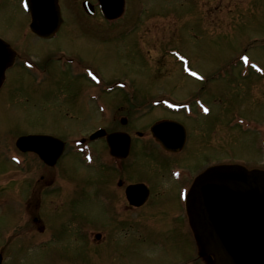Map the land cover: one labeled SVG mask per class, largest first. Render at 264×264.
Segmentation results:
<instances>
[{
  "label": "rangeland",
  "instance_id": "374dc122",
  "mask_svg": "<svg viewBox=\"0 0 264 264\" xmlns=\"http://www.w3.org/2000/svg\"><path fill=\"white\" fill-rule=\"evenodd\" d=\"M2 1L0 0V30H6L7 26L10 30L19 28L21 25L17 23L19 11L12 6L7 8ZM80 1L62 0L63 16L66 20L64 25L67 27L54 39L35 40L36 44L31 48V53L37 59L39 58L37 61L40 60V55L45 49L54 50L55 55L74 56L81 62L79 66H89L100 74L102 80L123 79L131 85V89L136 91L139 98L155 95L184 100L197 93L210 107L211 112L208 117L199 120L200 124L194 121L187 124L190 146L182 156H179V163L194 173L204 165L205 159L210 157L212 160L219 157L221 160L233 159L228 161L242 159L247 164L264 168L258 140L259 136L264 135V129L262 130L264 126V45L257 47L254 51H248L249 59L254 57L259 62L260 74L250 72L235 81L230 78V80H210L204 83L195 82L182 74V68L179 64H175L173 56L166 52V50H174L185 59L189 69L203 75L210 74L226 58L234 55V51L239 50L236 47L252 35L264 38V0H249L251 2L249 13L242 12L244 8L242 3H246V0H129L127 16H125L128 27L132 25L130 20L136 14V9L142 6L145 8L143 16L146 17H144L146 27L135 30V34L131 37L132 43H129L131 50L129 53L126 52L127 55H125V49H121V45H114V54L111 48L94 50L100 46L95 42L93 34L76 27L85 25L87 22L90 25L95 24L93 19L82 21L79 11ZM6 10L10 14L8 17H4L1 12ZM144 28L147 30L145 33H143ZM135 38H137L136 41ZM138 44L143 47L142 52L140 48H137ZM160 52L164 54V57ZM51 62L57 63V61ZM47 76L54 77V80L47 81L45 88L49 85L56 88V83H61L57 70L55 75L49 73ZM234 76L238 77V74ZM23 84L29 85V80L24 81ZM216 97L220 99L219 104L214 100ZM156 98L153 97V99ZM37 108L33 101L32 103L24 101L23 98L9 103L6 101L0 106V114L3 115L0 123L3 121L6 124L0 126V155L3 151H10L12 146L9 140H13L15 133L46 131L45 120L40 119L38 114V110L40 112L42 110ZM63 108L60 111L63 114L50 113V120L69 124L63 130L68 136L74 128H79L82 135L93 126L116 125L113 121L104 122L106 117H102L105 114L103 110L96 111L93 108L90 109V106L82 110L81 107L76 108L70 104L63 105ZM159 111L161 112L160 109ZM159 111L155 114L147 112L140 118V126L153 120L159 115ZM77 113H80V117ZM115 114L119 117L123 114V110ZM161 115H163L162 112ZM236 115L252 123L256 128L244 129L241 125L228 124L230 118ZM134 125L137 127L139 122ZM57 126H50L49 130L58 131ZM195 128H198V131H195ZM206 142L211 143L208 151H206ZM212 142L220 145L213 146ZM231 151L236 159L224 157L231 155L229 154ZM26 161L28 160L23 159L22 164ZM72 161L75 166L72 177L77 181L78 174L74 172L81 171L84 166L82 164L78 166L75 156H72ZM145 162H150L149 158H146L145 154L142 155L140 147L136 145L132 167L142 170L141 174L150 176L152 180L155 170L152 166L146 168ZM6 166H2L0 161V181L5 179V176L1 174L9 175L14 171L16 176L12 175V177L20 179L19 188L23 189L26 196L23 184L28 180V176L15 170L9 163ZM40 167L41 165L38 166L35 163L32 170L37 180L41 174L48 175ZM65 167L61 165L57 169H65ZM160 172L163 178L168 176L166 169ZM83 174L89 175L85 169ZM7 178L10 179V176ZM44 180L41 178L40 181ZM89 189L90 187L86 186V190ZM7 190L11 191L10 186ZM41 200L43 204L40 203V205L43 210L41 216L40 210L38 211L37 217L40 219V225L47 226L48 223L53 233L51 238L45 235L46 230L41 233L35 228L32 214L38 209L34 208L37 203L33 202V198L24 209L19 203L13 201L0 206V250L3 254V264H186L194 257V247L186 238H164L158 235L159 227L157 226L152 229L154 237L148 240H140L133 230H128L126 235L120 238L114 236L111 242H107L106 251L95 252L85 239L71 238V232L66 229L64 212L70 211L71 208L62 206L54 208V205L48 207L44 197ZM88 211L85 215L90 217L93 206L89 207ZM95 211L99 213L100 209L95 208ZM162 212L163 209H159V223H162V220L166 221V214ZM89 213H91L90 216ZM85 220H90L85 225H92L91 219L85 217ZM88 233L89 231L86 235ZM88 242L92 243L91 239ZM192 264H195V261Z\"/></svg>",
  "mask_w": 264,
  "mask_h": 264
},
{
  "label": "water",
  "instance_id": "95a60500",
  "mask_svg": "<svg viewBox=\"0 0 264 264\" xmlns=\"http://www.w3.org/2000/svg\"><path fill=\"white\" fill-rule=\"evenodd\" d=\"M54 1L37 0L34 25L40 34L50 33L59 22ZM49 143L35 136L18 141L25 149L38 151L47 162L51 160L46 149ZM190 200L188 212L200 253L205 258L216 254L211 264H264V170L239 165L211 167L197 178ZM242 214L248 219L237 220ZM211 225H218L223 235L212 234Z\"/></svg>",
  "mask_w": 264,
  "mask_h": 264
},
{
  "label": "flooded vegetation",
  "instance_id": "af4514ba",
  "mask_svg": "<svg viewBox=\"0 0 264 264\" xmlns=\"http://www.w3.org/2000/svg\"><path fill=\"white\" fill-rule=\"evenodd\" d=\"M0 33L7 37L6 31L3 32L2 30H0ZM128 132L131 134L130 131ZM144 138L145 137H142V136L139 137V139L141 140ZM163 160H164L163 158H160V162L163 163ZM124 162H129L131 165V159L125 160ZM155 175H156L155 179H156L157 185L154 189L149 188V193L147 195L146 201L141 207L148 206L151 208L152 211L156 210V212H158L159 203L163 202L162 197L164 198V200L166 198V201H169L172 190L166 183V187L163 188V185H161V190L159 191V180L162 182L163 178L159 176V171ZM113 178H114V184L111 182V184L109 185H106L104 183V180L94 179V182L98 183L95 186L94 195H97L99 202L105 203L106 205L104 207L110 209L111 212H114L115 209L124 210L125 212L130 211L132 209V206H130L126 200L125 193H124L125 186L128 183L138 182L141 180H134V181L126 183V179L119 177V176L117 177L115 176L114 173H113ZM189 178L190 177H188V180ZM173 197H174V202L176 201V203L178 204L179 203V200H178L179 191L178 193H176V195L173 194ZM95 204L99 206L98 203H95ZM137 208H140V207H137ZM157 216L159 217V213Z\"/></svg>",
  "mask_w": 264,
  "mask_h": 264
},
{
  "label": "snow or ice",
  "instance_id": "6c2138e0",
  "mask_svg": "<svg viewBox=\"0 0 264 264\" xmlns=\"http://www.w3.org/2000/svg\"><path fill=\"white\" fill-rule=\"evenodd\" d=\"M192 75H197V73H192Z\"/></svg>",
  "mask_w": 264,
  "mask_h": 264
}]
</instances>
